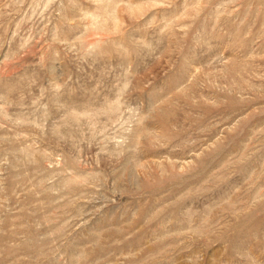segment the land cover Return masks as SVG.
I'll use <instances>...</instances> for the list:
<instances>
[{"label":"rangeland","instance_id":"rangeland-1","mask_svg":"<svg viewBox=\"0 0 264 264\" xmlns=\"http://www.w3.org/2000/svg\"><path fill=\"white\" fill-rule=\"evenodd\" d=\"M0 264H264V0H0Z\"/></svg>","mask_w":264,"mask_h":264}]
</instances>
